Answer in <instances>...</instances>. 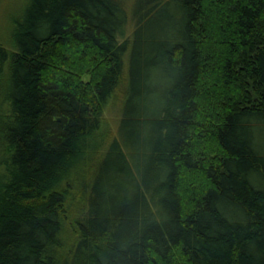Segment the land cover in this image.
<instances>
[{"label": "trees", "instance_id": "trees-1", "mask_svg": "<svg viewBox=\"0 0 264 264\" xmlns=\"http://www.w3.org/2000/svg\"><path fill=\"white\" fill-rule=\"evenodd\" d=\"M3 26L0 264H264V0H25Z\"/></svg>", "mask_w": 264, "mask_h": 264}, {"label": "rangeland", "instance_id": "rangeland-1", "mask_svg": "<svg viewBox=\"0 0 264 264\" xmlns=\"http://www.w3.org/2000/svg\"><path fill=\"white\" fill-rule=\"evenodd\" d=\"M25 0H0V34L4 32L3 20L7 18H13L18 14V10L21 4L24 3ZM128 3H133L135 0H127ZM8 37V35L6 36ZM2 39V38H1ZM4 41V40H3ZM116 105L112 104L106 110V119L109 123H111V127L115 130L117 129V120L120 117V113L117 110Z\"/></svg>", "mask_w": 264, "mask_h": 264}]
</instances>
